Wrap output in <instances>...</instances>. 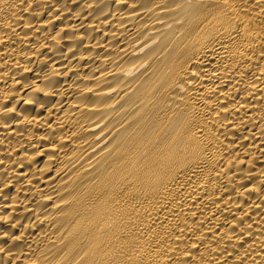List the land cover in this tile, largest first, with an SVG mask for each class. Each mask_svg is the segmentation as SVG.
Here are the masks:
<instances>
[{
	"label": "bare ground",
	"instance_id": "obj_1",
	"mask_svg": "<svg viewBox=\"0 0 264 264\" xmlns=\"http://www.w3.org/2000/svg\"><path fill=\"white\" fill-rule=\"evenodd\" d=\"M0 264H264V0H0Z\"/></svg>",
	"mask_w": 264,
	"mask_h": 264
}]
</instances>
